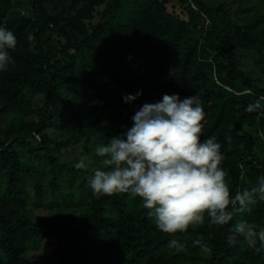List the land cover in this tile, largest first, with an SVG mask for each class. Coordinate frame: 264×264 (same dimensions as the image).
Wrapping results in <instances>:
<instances>
[{
  "label": "trees",
  "instance_id": "trees-1",
  "mask_svg": "<svg viewBox=\"0 0 264 264\" xmlns=\"http://www.w3.org/2000/svg\"><path fill=\"white\" fill-rule=\"evenodd\" d=\"M0 25L18 41L0 72V264H264V245L227 242L239 220L264 227V201L170 235L142 198L88 185L96 147L179 94L201 98L231 193L255 186L264 120L245 108L264 95V0H0Z\"/></svg>",
  "mask_w": 264,
  "mask_h": 264
},
{
  "label": "clouds",
  "instance_id": "clouds-1",
  "mask_svg": "<svg viewBox=\"0 0 264 264\" xmlns=\"http://www.w3.org/2000/svg\"><path fill=\"white\" fill-rule=\"evenodd\" d=\"M12 30L0 25V72L12 62L10 50L17 46ZM136 95H125L126 103ZM245 111L255 113L257 124L264 120V95L250 102ZM205 110L197 95L181 98L164 94L156 103H145L132 116L133 124L122 135L96 147L100 167L88 179L93 194L131 193L143 200L156 227L162 233H185L190 227L224 226L234 213H251L252 206L264 201V176L255 186L234 194L223 166L226 155L215 135L203 138ZM88 167L80 159L76 169ZM241 237L248 247L264 245V227L258 230L248 220H239L227 236L229 245ZM208 251L201 240L194 242ZM170 248L183 247L182 241L169 240Z\"/></svg>",
  "mask_w": 264,
  "mask_h": 264
}]
</instances>
